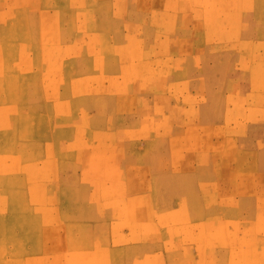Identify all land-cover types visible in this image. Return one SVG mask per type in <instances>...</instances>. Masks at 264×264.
I'll return each instance as SVG.
<instances>
[{
	"label": "rangeland",
	"instance_id": "1",
	"mask_svg": "<svg viewBox=\"0 0 264 264\" xmlns=\"http://www.w3.org/2000/svg\"><path fill=\"white\" fill-rule=\"evenodd\" d=\"M0 264H264V0H0Z\"/></svg>",
	"mask_w": 264,
	"mask_h": 264
}]
</instances>
